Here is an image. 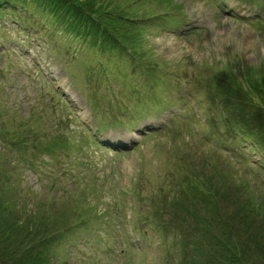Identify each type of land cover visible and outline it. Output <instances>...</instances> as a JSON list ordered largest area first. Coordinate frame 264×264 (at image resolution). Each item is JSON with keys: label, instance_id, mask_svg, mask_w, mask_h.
<instances>
[{"label": "rangeland", "instance_id": "1", "mask_svg": "<svg viewBox=\"0 0 264 264\" xmlns=\"http://www.w3.org/2000/svg\"><path fill=\"white\" fill-rule=\"evenodd\" d=\"M0 264H264V0H0Z\"/></svg>", "mask_w": 264, "mask_h": 264}, {"label": "trees", "instance_id": "2", "mask_svg": "<svg viewBox=\"0 0 264 264\" xmlns=\"http://www.w3.org/2000/svg\"><path fill=\"white\" fill-rule=\"evenodd\" d=\"M68 35H69V34H68ZM68 35H67V36H68Z\"/></svg>", "mask_w": 264, "mask_h": 264}]
</instances>
